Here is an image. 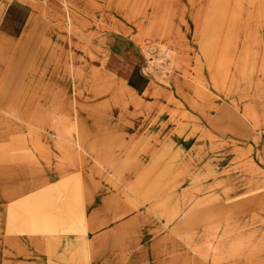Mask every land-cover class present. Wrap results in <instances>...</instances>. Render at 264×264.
<instances>
[{"label": "crops", "instance_id": "crops-1", "mask_svg": "<svg viewBox=\"0 0 264 264\" xmlns=\"http://www.w3.org/2000/svg\"><path fill=\"white\" fill-rule=\"evenodd\" d=\"M32 1L43 18L29 1L0 3V264H221L182 242L180 165L148 123L161 103L132 97L148 81L101 97L100 82L61 76L84 39ZM108 58L113 77H130L116 64L127 53Z\"/></svg>", "mask_w": 264, "mask_h": 264}, {"label": "rangeland", "instance_id": "rangeland-1", "mask_svg": "<svg viewBox=\"0 0 264 264\" xmlns=\"http://www.w3.org/2000/svg\"><path fill=\"white\" fill-rule=\"evenodd\" d=\"M8 1L26 11L29 1L44 17L41 4ZM45 2L47 15L61 13L84 39L61 76L100 82L101 97L115 84L116 96L128 98L126 80L135 91L148 81L144 95L132 97L161 103L148 123L163 128L165 160L180 165L184 245L201 262L264 264V0ZM113 49L127 53L128 62L116 64L129 78L111 75ZM133 102L141 114L142 101Z\"/></svg>", "mask_w": 264, "mask_h": 264}, {"label": "built area", "instance_id": "built-area-1", "mask_svg": "<svg viewBox=\"0 0 264 264\" xmlns=\"http://www.w3.org/2000/svg\"><path fill=\"white\" fill-rule=\"evenodd\" d=\"M36 1H38V2H45L46 0H36Z\"/></svg>", "mask_w": 264, "mask_h": 264}]
</instances>
